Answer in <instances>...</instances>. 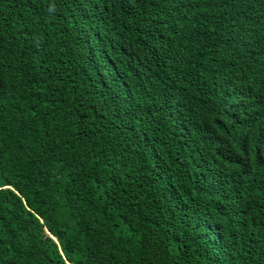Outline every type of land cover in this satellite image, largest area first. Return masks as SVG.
<instances>
[{
    "label": "trees",
    "instance_id": "1",
    "mask_svg": "<svg viewBox=\"0 0 264 264\" xmlns=\"http://www.w3.org/2000/svg\"><path fill=\"white\" fill-rule=\"evenodd\" d=\"M0 264H264V0H0Z\"/></svg>",
    "mask_w": 264,
    "mask_h": 264
}]
</instances>
